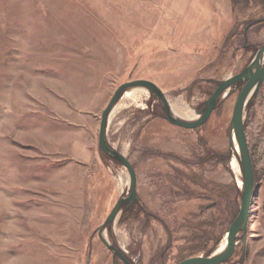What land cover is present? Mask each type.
Listing matches in <instances>:
<instances>
[{
	"label": "rangeland",
	"instance_id": "1",
	"mask_svg": "<svg viewBox=\"0 0 264 264\" xmlns=\"http://www.w3.org/2000/svg\"><path fill=\"white\" fill-rule=\"evenodd\" d=\"M263 20L264 0H0V264H124L98 233L131 191L128 170L100 150L104 110L144 79L198 120L264 46ZM241 86L197 129L168 122L144 88L115 105L107 139L133 164L139 200L104 237L133 264L222 245L241 207L229 140ZM244 118L255 184L244 264H264V83ZM242 247L223 264L241 262Z\"/></svg>",
	"mask_w": 264,
	"mask_h": 264
},
{
	"label": "water",
	"instance_id": "2",
	"mask_svg": "<svg viewBox=\"0 0 264 264\" xmlns=\"http://www.w3.org/2000/svg\"><path fill=\"white\" fill-rule=\"evenodd\" d=\"M264 83V46L259 49L252 61L248 66L241 71L239 74L228 78L227 80L220 82L213 92L212 96L207 100L205 108L200 110L198 114L200 118L195 121H187L178 116H176L164 92L153 82L149 80L139 79L127 82L121 85L115 92L110 104L104 110L100 125L99 132V147L102 153L108 155L112 160L120 163L124 166L130 176L131 180V191L127 197L118 200L111 213L105 220L104 224L99 229V237L105 246L113 252L114 258L119 257L124 264H133L126 255L111 245L104 237V231L115 222L118 215L120 214L122 207L127 204L136 203L138 198L137 192V174L133 164L127 159L125 155L115 150L110 146L107 139V127L110 119V115L115 105L120 100L122 94L134 88H144L147 89L151 94H154L159 98L166 110L165 118L171 124L182 127L184 129H197L204 125L207 120L212 115L215 110L219 100L222 95L229 89H235L238 84H244L241 88L237 101L233 110L231 122H230V132L229 140L231 148H234V138L238 145V151L236 150L237 160L241 166V171L243 174V190L241 197V207L237 217L231 223L226 232L225 245L219 252L217 248L210 256L202 258H192L185 260L179 264H223L232 255L234 246L238 243L237 237L242 234L244 236V241H247V231L249 225L250 210L252 205V200L255 192L254 184V168L252 157L249 149L248 138L245 130V111L248 107L251 99L259 92L261 86ZM235 150V148H234Z\"/></svg>",
	"mask_w": 264,
	"mask_h": 264
},
{
	"label": "bare ground",
	"instance_id": "3",
	"mask_svg": "<svg viewBox=\"0 0 264 264\" xmlns=\"http://www.w3.org/2000/svg\"><path fill=\"white\" fill-rule=\"evenodd\" d=\"M226 80H227V79H226ZM229 90H231V89H229ZM229 90H228V91H229ZM127 91H128V90H127ZM127 91H125V92H127ZM132 91H133V90L130 89V91H128V92L125 94V97H128V98H134L136 92L133 93ZM228 91H226L222 96L225 97ZM173 113H174L176 116L182 118L181 113H180L179 110H177L176 108H174ZM234 148H235V150H234ZM234 148L232 147V150H233L234 155H236V150L238 151V145H237V143H236V139H235V138H234ZM235 164H236V163H235ZM235 164H234V165H235ZM240 183H241V185H242L243 180H240ZM225 242H226V240H224L223 243H222V245L219 247V250H218L219 252H220V251L222 250V248L224 247Z\"/></svg>",
	"mask_w": 264,
	"mask_h": 264
},
{
	"label": "flooded vegetation",
	"instance_id": "4",
	"mask_svg": "<svg viewBox=\"0 0 264 264\" xmlns=\"http://www.w3.org/2000/svg\"><path fill=\"white\" fill-rule=\"evenodd\" d=\"M243 85H244V84H242L241 88L243 87ZM236 87H237V86H236ZM236 87H235V88H236ZM134 204H135V203H134ZM124 206H131V205H130V204H127V205H124ZM124 206H123V207H124ZM123 207H122V208H123ZM240 235H241V234H240ZM240 235L237 237V241H238L237 245H240V244L242 243V244H244V247H242V260H241V262H239L238 264H244V260H245V248H246V244H247V243H245V241H244V236H240Z\"/></svg>",
	"mask_w": 264,
	"mask_h": 264
},
{
	"label": "trees",
	"instance_id": "5",
	"mask_svg": "<svg viewBox=\"0 0 264 264\" xmlns=\"http://www.w3.org/2000/svg\"><path fill=\"white\" fill-rule=\"evenodd\" d=\"M238 1V0H237ZM245 1V0H244ZM264 21V20H263ZM257 22H260V21H257ZM257 22H252V24H255V23H257ZM237 86H241V84H238ZM154 95V94H153ZM116 162V161H115ZM237 215V214H236ZM236 215H235V217L230 221V223H232L233 221H234V219L236 218Z\"/></svg>",
	"mask_w": 264,
	"mask_h": 264
}]
</instances>
